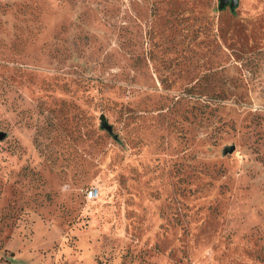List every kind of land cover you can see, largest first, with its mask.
Here are the masks:
<instances>
[{
    "label": "rangeland",
    "instance_id": "1",
    "mask_svg": "<svg viewBox=\"0 0 264 264\" xmlns=\"http://www.w3.org/2000/svg\"><path fill=\"white\" fill-rule=\"evenodd\" d=\"M0 131V264H264V0H0Z\"/></svg>",
    "mask_w": 264,
    "mask_h": 264
},
{
    "label": "water",
    "instance_id": "2",
    "mask_svg": "<svg viewBox=\"0 0 264 264\" xmlns=\"http://www.w3.org/2000/svg\"><path fill=\"white\" fill-rule=\"evenodd\" d=\"M237 3H238V0H219V7L222 8V7H224L225 5L229 4V6H230L231 8H234V7L237 5ZM100 120H101V125H102L103 127H107V124H106V121H105L103 115L100 117ZM4 136H5V133L2 132V131H0V139H3ZM230 150L232 151V150H233V147H231Z\"/></svg>",
    "mask_w": 264,
    "mask_h": 264
},
{
    "label": "built area",
    "instance_id": "3",
    "mask_svg": "<svg viewBox=\"0 0 264 264\" xmlns=\"http://www.w3.org/2000/svg\"><path fill=\"white\" fill-rule=\"evenodd\" d=\"M93 196V190L92 189H89L87 191V197H92Z\"/></svg>",
    "mask_w": 264,
    "mask_h": 264
}]
</instances>
